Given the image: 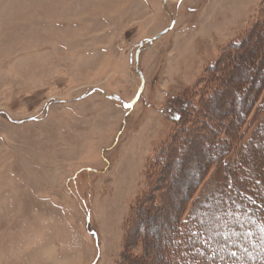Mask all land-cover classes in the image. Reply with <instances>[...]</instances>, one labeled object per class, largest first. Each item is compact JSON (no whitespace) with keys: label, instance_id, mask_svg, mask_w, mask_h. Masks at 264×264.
Returning a JSON list of instances; mask_svg holds the SVG:
<instances>
[{"label":"rangeland","instance_id":"1","mask_svg":"<svg viewBox=\"0 0 264 264\" xmlns=\"http://www.w3.org/2000/svg\"><path fill=\"white\" fill-rule=\"evenodd\" d=\"M178 1L0 0V264L160 262V218L185 199L176 186L189 188L208 161L202 141L224 137L264 83V33L250 54L227 51L264 21V0ZM106 95L137 104L127 110ZM263 118L249 119L243 144ZM168 144L162 177L151 165ZM223 177L214 167L190 209ZM155 201L147 234L135 210L128 218ZM81 220L76 236L70 227Z\"/></svg>","mask_w":264,"mask_h":264},{"label":"trees","instance_id":"2","mask_svg":"<svg viewBox=\"0 0 264 264\" xmlns=\"http://www.w3.org/2000/svg\"><path fill=\"white\" fill-rule=\"evenodd\" d=\"M260 33H264V21L255 23L251 29L232 43L227 49L231 52L228 57L231 58L232 52H235L237 56L238 50L244 45L247 47V52L245 51L244 54H250L253 51L252 46H256L257 43L254 36ZM248 42H252L249 47ZM225 59L224 56L222 64ZM211 71L214 72L213 69ZM261 72L260 69L255 71L254 75L253 72H249L250 80ZM260 76L264 78V74ZM238 80L239 84L240 82L248 84L244 78ZM239 84L233 91L237 103L244 93V87L242 88ZM260 89L256 97L257 90L252 94L244 112L237 111L235 115H230L224 137L215 136L202 141V146L204 144V149L209 153L208 161L199 171L195 169L198 173L189 188L188 181H183L182 186H176L181 190L179 194H183L185 199L180 201L177 207L175 202L170 203L167 206L169 207L167 217L160 218L167 222L162 221V229L156 242L160 260L158 264H264V118L258 120L252 136L247 138L248 141L245 144L242 143L245 137L243 129L250 124L249 119L253 115L256 119L259 113H264V83L260 85ZM215 96L212 95L209 100ZM204 111L206 112V109ZM224 112L221 111V113ZM209 113L213 114L210 116L212 118L219 116L215 111L209 110ZM178 136L179 134L175 137L179 144L183 138ZM262 136L263 140L260 142ZM169 145L155 155L152 165L150 164L155 173H162V177L167 174L166 169L163 170L167 161L163 155L168 151ZM160 164H162L161 167H159ZM214 167L221 168L224 171V177L218 180L208 192L205 191L203 195L196 198L194 207L190 209L189 203L193 201L194 195ZM184 176L181 175L182 178ZM166 181L168 185L169 179ZM167 185L164 190L171 192ZM185 188L188 189L185 190ZM156 205L160 204L155 201L149 204L145 202L140 207L134 206L128 219L134 220L133 210H135L139 229L141 230V222L144 221V232L148 234L152 230L147 227L148 223H151L153 218L159 219V213L147 212L149 208ZM86 216L91 221V213H86ZM141 217L142 220H140ZM227 219L231 222H227ZM216 220H222L223 224L219 226V230L215 229L214 233H211V230L215 228L213 226ZM168 222L169 225H166ZM179 258L183 263L179 262ZM94 264L97 262L95 261Z\"/></svg>","mask_w":264,"mask_h":264},{"label":"crops","instance_id":"3","mask_svg":"<svg viewBox=\"0 0 264 264\" xmlns=\"http://www.w3.org/2000/svg\"><path fill=\"white\" fill-rule=\"evenodd\" d=\"M45 122V121H44ZM80 151L81 152H75L76 154H74V155H77L78 156V158H80L81 159V163H83L84 162V156H86V154L85 153H82L83 152V150H82V147L80 148ZM67 168H69V167H67ZM77 172H79L78 170L77 171H74V174H76ZM67 173H72V170L71 169H69V172L67 171ZM56 208H58L59 209V211L64 215V216H67V215H72V216H74V212H72V211H70L72 208H66V207H64V206H58V207H56ZM68 213V214H67ZM70 227V226H69ZM72 230H73V232H75V234H76V236H77V234L79 233H82L85 229H84V227H83V222H82V220H81V222H80V225H79V227H77L76 228V231L72 228V227H70ZM93 262V261H92Z\"/></svg>","mask_w":264,"mask_h":264},{"label":"water","instance_id":"4","mask_svg":"<svg viewBox=\"0 0 264 264\" xmlns=\"http://www.w3.org/2000/svg\"><path fill=\"white\" fill-rule=\"evenodd\" d=\"M174 26H175V21H172V29L174 28ZM169 32V30H167V31H165V33H168ZM165 33H163V34H165ZM140 46H142V45H140ZM140 50L137 52V54H136V63L138 64L139 63V56H140ZM137 73L140 75V78H141V80H142V83H143V85H144V82H145V79H144V76H143V74H142V72L139 70V69H137ZM143 93V89H140V91H139V93H138V97L141 95ZM106 97H107V95H106ZM109 99L110 100H113V101H118V102H121V103H123V105H124V108L125 109H127V110H130V109H132L133 107H134V105L136 104V102L135 103H133V104H125L119 97H117V96H113V97H109Z\"/></svg>","mask_w":264,"mask_h":264},{"label":"snow or ice","instance_id":"5","mask_svg":"<svg viewBox=\"0 0 264 264\" xmlns=\"http://www.w3.org/2000/svg\"><path fill=\"white\" fill-rule=\"evenodd\" d=\"M179 118H180L179 116L176 117V119H179Z\"/></svg>","mask_w":264,"mask_h":264},{"label":"bare ground","instance_id":"6","mask_svg":"<svg viewBox=\"0 0 264 264\" xmlns=\"http://www.w3.org/2000/svg\"><path fill=\"white\" fill-rule=\"evenodd\" d=\"M175 1H177V0H175Z\"/></svg>","mask_w":264,"mask_h":264}]
</instances>
